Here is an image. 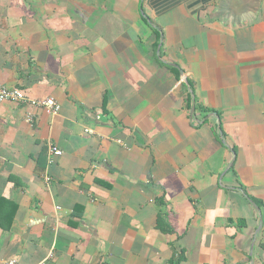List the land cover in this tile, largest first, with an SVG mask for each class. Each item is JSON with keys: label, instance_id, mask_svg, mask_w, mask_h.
I'll list each match as a JSON object with an SVG mask.
<instances>
[{"label": "crops", "instance_id": "1", "mask_svg": "<svg viewBox=\"0 0 264 264\" xmlns=\"http://www.w3.org/2000/svg\"><path fill=\"white\" fill-rule=\"evenodd\" d=\"M0 88V264H264V0H0Z\"/></svg>", "mask_w": 264, "mask_h": 264}, {"label": "built area", "instance_id": "2", "mask_svg": "<svg viewBox=\"0 0 264 264\" xmlns=\"http://www.w3.org/2000/svg\"><path fill=\"white\" fill-rule=\"evenodd\" d=\"M0 103H13L17 105L27 106L33 109H40L44 115L53 117L59 112V105L52 99L34 100L27 98L22 91L18 89H2L0 88ZM33 117L27 116L26 122L32 123ZM89 133V131H86ZM61 151L56 150L50 146L47 147V164L52 165L54 158L60 157ZM43 180L46 185L50 183V178L47 175H43ZM52 255L50 254L47 259L39 264H46L47 260H50ZM6 264H15L14 261H9Z\"/></svg>", "mask_w": 264, "mask_h": 264}]
</instances>
